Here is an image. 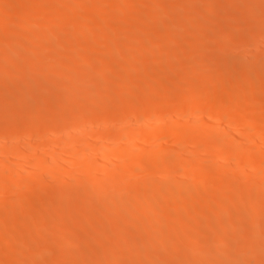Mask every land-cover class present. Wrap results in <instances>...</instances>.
I'll list each match as a JSON object with an SVG mask.
<instances>
[{
  "label": "bare ground",
  "instance_id": "bare-ground-1",
  "mask_svg": "<svg viewBox=\"0 0 264 264\" xmlns=\"http://www.w3.org/2000/svg\"><path fill=\"white\" fill-rule=\"evenodd\" d=\"M179 1L0 0V264H264V0Z\"/></svg>",
  "mask_w": 264,
  "mask_h": 264
},
{
  "label": "rangeland",
  "instance_id": "rangeland-1",
  "mask_svg": "<svg viewBox=\"0 0 264 264\" xmlns=\"http://www.w3.org/2000/svg\"><path fill=\"white\" fill-rule=\"evenodd\" d=\"M178 1H179V0H178ZM181 1H183V0H181ZM184 1H186V0H184ZM179 2H180V1H179ZM183 3H184V2H183ZM152 40H153V39H152ZM263 41H264V40H263ZM149 42H150V41H149ZM152 43H153V42H152ZM263 43H264V42H263ZM240 45H241V47H237V46H239V45H237V46H236L237 48L235 47L236 49L233 50L235 53H240V52L243 51V48H244L243 46H244V45H243V46H242V44H240ZM157 52H158V51H157ZM158 53H159V52H158ZM235 53H233V54H235ZM224 54H225V53H221V55H224ZM233 54L229 53L228 55L233 56ZM225 55H226V54H225ZM238 55H239V54H238ZM234 56H236V54H235ZM112 64H113V63H112ZM112 64H111V65H112ZM111 65L109 64V66H111ZM104 67H106V66H104ZM107 68H108V67H107ZM65 69H66V68H65ZM0 70L2 71L3 69H0ZM66 70L69 71L70 69L67 68ZM24 71H26V70H23V72H24ZM23 72H22V73H23ZM25 73H26V72H24L23 74L25 75ZM49 81H50L49 79L44 78V79L39 80L40 83H37V84H38V85H41V86H42V85H43V86H46V85L48 84ZM50 82H51V81H50ZM43 83H45V84L47 83V84L44 85ZM69 95H70V97H72L74 94H73V93H69ZM76 118H77V117H76ZM260 118H261V119H260ZM258 119H259V120H263V122H264V115L259 116ZM87 120H88V119H87ZM86 123H87V122H86ZM88 124H90V123H87L86 127L91 125V124H90V125H88ZM115 125H116V124H115ZM113 126H114V124H113ZM91 127H94L93 129L96 128L95 126H92V125H91ZM91 127H87V131L84 130L85 127H83V126H82V128H81V127H79V128H81V129L84 130L83 133H84L85 131H86V133H87L88 131H91V130H90ZM81 129H80V130H81ZM85 129H86V128H85ZM88 129H89V130H88ZM77 130H79V129H77ZM80 130H79V131H80ZM65 133H66V132H65ZM86 133H85V134H86ZM90 134H91V132H90ZM61 138H62V137H61ZM22 144H24V143H22ZM22 144H21L20 146H22V147L24 148L25 146L22 145ZM41 144H42V142H41ZM42 145H44V143H43ZM42 148H43V147H42ZM42 148H41V150H42ZM146 148H147V146L145 147V150H146V151H147V149L150 150V147H149V146H148L147 149H146ZM43 149H44V148H43ZM149 150H148V151H149ZM256 163H257V162H256ZM253 164H255V163H253ZM257 164H258V163H257ZM255 165H256V164H255ZM139 176H140L139 174H136V177H139ZM168 179H169V178H168ZM168 179H167V180H168ZM172 179H173V178H172ZM108 185H109V184H108ZM36 195L38 196L37 193H36ZM34 198H35V197H34ZM8 199L11 200L10 195L8 196L7 193H3V194L0 196V201H1V202H2V201H4V202L6 201V202H7V201H9ZM29 208H31V207H29ZM28 211H29V210H28ZM31 211H33V209H30V212H31ZM230 212H231V211H230ZM231 213H232V212H231ZM147 217H148V216H147ZM132 219H133V221H135V222H137V223H138L139 220H140V222H143L142 219H146V216H145V215H142V216L140 215V216H138V217H137V216H136V217H133ZM147 220H148V218H147ZM147 220H145V222H146ZM74 239H75V241L77 240V241L80 242V241H83V236H81V235L79 236V235H78V236H75ZM73 241H74V240H73ZM79 242H78V243H79ZM73 244H74V242H73ZM76 244H77V242H76ZM168 254H170V252H169ZM168 254H167V255H168ZM171 254H173V253H171ZM171 254L168 255V256H173V255H171ZM1 262L3 263V262H7V261H2V260H1ZM2 263H1V264H2ZM3 264H5V263H3ZM6 264H7V263H6Z\"/></svg>",
  "mask_w": 264,
  "mask_h": 264
}]
</instances>
